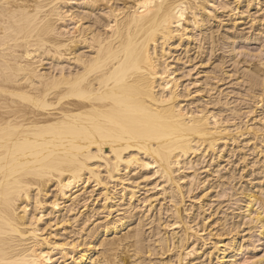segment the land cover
Listing matches in <instances>:
<instances>
[{
  "label": "bare ground",
  "instance_id": "obj_1",
  "mask_svg": "<svg viewBox=\"0 0 264 264\" xmlns=\"http://www.w3.org/2000/svg\"><path fill=\"white\" fill-rule=\"evenodd\" d=\"M261 103L264 0H0V264H264Z\"/></svg>",
  "mask_w": 264,
  "mask_h": 264
},
{
  "label": "rangeland",
  "instance_id": "obj_2",
  "mask_svg": "<svg viewBox=\"0 0 264 264\" xmlns=\"http://www.w3.org/2000/svg\"><path fill=\"white\" fill-rule=\"evenodd\" d=\"M177 45L178 44H175V45H173V46H171V48L173 49V51H172V53L171 54H169V55H167V58H168V60H167V62L169 63V64H171V68H173L174 70L176 69V60H182V63H181V65L179 66V68L180 69H185V70H192V71H190V76L191 77H188V75H183V74H185V73H182V71L179 69V71H178V69L176 70V72H175V74H174V77H176L177 79L178 78H182V79H180L179 80V82H180V84H181V86H180V90H181V92H182V94L184 93V92H188V93H185V95L186 96H184V97H182L181 98V100L182 101H184V104L183 105H185V104H188L189 102H192V101H194V100H196L200 95H199V93H197V91H196V89L198 90V86H196L197 84H195V81L194 80H196V79H200V78H202L203 77V75H204V70H206V68L209 66V65H199V64H197V66L196 65H194V64H196L197 62L194 60V61H192V62H190L189 60L187 61V55L185 54V51H184V49L182 48V49H180L179 47H177ZM238 47H240V46H238ZM253 48H255V47H253V46H251L250 48H247V49H250V50H255V49H253ZM237 49H239V48H237ZM241 49V48H240ZM178 58V59H177ZM181 58H183V59H181ZM185 63V64H184ZM194 65V66H193ZM194 67V69H193V67ZM206 66V67H205ZM184 67V68H183ZM233 67H230L229 69H232ZM199 73V75H197ZM184 76V77H182V76ZM181 76V77H180ZM186 76V77H185ZM201 76V77H200ZM194 82V83H193ZM224 83H222L221 82V89H223L225 92H230V91H232V89H233V87H234V85H235V77L233 76V79H232V77H230V79H226V80H224L223 81ZM199 85V84H198ZM198 87V88H197ZM243 88V87H242ZM196 92V93H195ZM189 94V96H187ZM261 105L262 106H255V108H254V110H253V112H251V113H253V114H244L245 116H246V118L247 119H245V116L243 115V117L242 118H244L245 120L244 121H246L247 120V122H254V120L256 119V117L257 118H263L264 119V103L262 104L261 103ZM248 106L249 105H247V104H243V105H241V107L243 108V112H246L247 111V109H248ZM245 110V111H244ZM259 116V117H258ZM253 119V120H252ZM249 120V121H248ZM264 121V120H263ZM250 123V124H251ZM263 124H264V122H263ZM245 139V138H244ZM252 146V145H251ZM250 146V147H251ZM245 152H250L249 151V148L248 149H245L244 150ZM255 157V156H254ZM253 156H251V157H249V160H253V158H254ZM211 159V156H209V158L207 159V161L208 160H210ZM227 159L228 158H226V161H227ZM235 159V158H234ZM234 159H232L231 158V160H234ZM227 163V162H226ZM224 165H226V164H224ZM240 167V166H239ZM206 170V169H205ZM205 170H203V173H202V177L203 178H206V176L208 177V176H210L211 174H212V170H209L208 172L206 171L205 172ZM201 172H202V170H201ZM207 174H209V175H207ZM211 177H213V175L211 176ZM251 177H247V179H250ZM153 181H154V179L152 178V179H150L149 180V186H147V188H145L143 185L140 187V189H139V195L141 194L143 197L144 196H150V195H153L154 194V192H155V190H153L152 191V189H153ZM152 188V189H151ZM147 190H149L148 191V193H147ZM50 198V197H49ZM49 198H48V200H49ZM198 199V198H197ZM153 200H155V199H151V201H153ZM156 205H157V202L155 201H153V206H155V209H156ZM155 209H154V207H153V211H155ZM48 213H45V216H44V221L41 223V225H43L42 227H44V228H49V227H47V225H49V226H53V228L52 229H49L47 232H45L46 234H49V236H50V238L51 239H53L52 237L54 236L53 234H54V229H55V222L54 221H52L51 219H50V217H48V215H47ZM53 218V217H52ZM45 224V225H44ZM246 227H244L243 229H245ZM245 232H247V231H245ZM207 233H209V230L207 231Z\"/></svg>",
  "mask_w": 264,
  "mask_h": 264
}]
</instances>
